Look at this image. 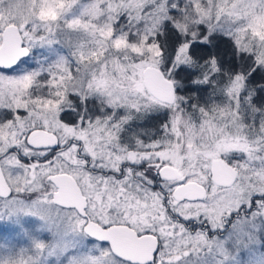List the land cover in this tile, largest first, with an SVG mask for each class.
Listing matches in <instances>:
<instances>
[{
    "label": "snow or ice",
    "instance_id": "snow-or-ice-1",
    "mask_svg": "<svg viewBox=\"0 0 264 264\" xmlns=\"http://www.w3.org/2000/svg\"><path fill=\"white\" fill-rule=\"evenodd\" d=\"M0 264H264V0H0Z\"/></svg>",
    "mask_w": 264,
    "mask_h": 264
},
{
    "label": "trees",
    "instance_id": "trees-1",
    "mask_svg": "<svg viewBox=\"0 0 264 264\" xmlns=\"http://www.w3.org/2000/svg\"><path fill=\"white\" fill-rule=\"evenodd\" d=\"M15 240L16 242H22L18 238H14L10 233H3L0 235V248H4L9 242Z\"/></svg>",
    "mask_w": 264,
    "mask_h": 264
}]
</instances>
